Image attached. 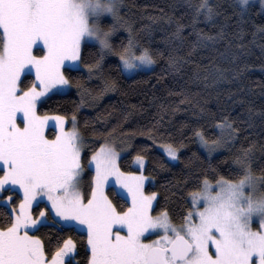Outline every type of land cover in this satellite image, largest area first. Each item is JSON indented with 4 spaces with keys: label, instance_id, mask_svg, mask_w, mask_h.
Here are the masks:
<instances>
[{
    "label": "snow or ice",
    "instance_id": "obj_1",
    "mask_svg": "<svg viewBox=\"0 0 264 264\" xmlns=\"http://www.w3.org/2000/svg\"><path fill=\"white\" fill-rule=\"evenodd\" d=\"M259 2L264 11V0ZM120 7L121 0H0V192L23 193L18 209L0 213L6 221L0 226V264H72L77 243L71 237L58 242L49 258L44 241L30 234L39 231L52 211L77 222L70 225L72 230L86 231L87 264H264V175L257 177L252 171V146L235 158L241 173L237 179L204 176L189 193L182 223L175 225L167 211L152 215L157 194L145 193L142 173L121 171L120 153L107 143L92 153L90 193L82 190L76 117L71 118L72 129L66 130L65 116L39 114L42 97L56 86L62 91L69 85L65 67L79 70L82 42L98 45V58L85 65L89 75L100 70L108 55L118 56V66L126 71L155 62L148 49L131 54L138 42ZM201 10L207 20L216 15L208 0L195 5L196 17ZM105 16L112 17L107 26L102 23ZM118 28L129 33L128 43L119 49L111 41ZM217 38H223L222 31L206 37ZM33 73L34 79L25 84V75ZM113 87L105 81V91ZM48 127L56 130L51 139ZM217 127L220 135L212 141L195 133L209 156L237 131L227 117ZM164 147L169 157L178 158L176 147ZM134 160L143 168V155ZM110 177L127 190V208L118 209L106 194ZM42 196L51 208L34 217L33 204L38 205L37 197ZM12 201V196L0 199V206L7 208ZM146 233L156 238L149 240Z\"/></svg>",
    "mask_w": 264,
    "mask_h": 264
},
{
    "label": "trees",
    "instance_id": "obj_2",
    "mask_svg": "<svg viewBox=\"0 0 264 264\" xmlns=\"http://www.w3.org/2000/svg\"><path fill=\"white\" fill-rule=\"evenodd\" d=\"M121 2L125 21L138 42L135 46L138 51L149 50L155 61L152 68L126 76L118 66V56L109 55L90 77L85 65L98 58V47L83 44L81 68H65V75L71 85L94 96H107L90 109H82L75 92L52 94L38 105V112L65 116L67 128L72 125V116L76 117L75 127L84 146V169L88 156L101 144L125 140L129 149L118 160L121 171L133 172L134 157L143 155V173L152 180L145 191L157 194L152 214L167 211L171 222L180 225L190 206L189 193L205 175L209 179L238 178L241 173L235 158L243 149L252 146V171L257 177L264 175V11H260L259 0L248 1L247 5L239 0H208L216 15L207 20L203 10L196 17L195 5L200 0ZM221 31L222 39H206ZM112 43L119 49L128 38L119 34ZM24 80L29 84L33 77L25 75ZM105 81L114 87L105 91ZM225 117L237 130L234 139L209 156L199 148L195 133L202 132L209 141L217 139V123ZM47 134L53 138L51 130ZM165 145L178 149L175 163L158 149ZM82 186L89 193V181H82ZM106 194L118 209L128 207L115 192ZM8 196L13 201L7 208L0 206V213L18 208L20 195L0 192V199ZM41 207L50 209L39 203L32 209L34 217L39 216ZM62 220L52 211L39 231L30 234L44 241L49 258L58 242L71 237L77 243L72 264H87L86 235ZM5 223L0 215V226Z\"/></svg>",
    "mask_w": 264,
    "mask_h": 264
},
{
    "label": "rangeland",
    "instance_id": "obj_3",
    "mask_svg": "<svg viewBox=\"0 0 264 264\" xmlns=\"http://www.w3.org/2000/svg\"><path fill=\"white\" fill-rule=\"evenodd\" d=\"M248 1H252V0H248ZM120 15L123 17V19H124V22H126L125 21V18H124V7H123V4H122V2H121V7H120ZM102 23L105 25V26H107V25H109V24H111L112 23V17L111 16H105V17H102ZM127 23V22H126ZM128 25V24H127ZM119 34H122V35H124V36H126L127 38H128V35H129V33H128V31L125 29V28H118L117 29V31L113 34V36H112V38H111V41H112V39L115 37V36H117V35H119ZM83 44H95V42L94 41H86V42H82V45ZM96 45V44H95ZM97 47H98V45H96ZM131 54L133 55V56H138V55H140L141 54V51L139 50H137V47L135 46L132 50H131ZM109 56V55H108ZM105 57H107V56H105ZM118 62H119V65H120V61H119V57H118ZM69 64L71 63V62H68ZM65 68H68V67H65ZM81 67H80V65H79V69H80ZM120 68H121V70H122V72L126 75V76H131V75H133V74H135V73H137V72H139V71H148V70H150L151 68H152V64L151 65H149V66H144V67H141V68H138V69H134V70H132V71H126V70H123V68H122V66H120ZM89 72V71H88ZM89 74V73H88ZM26 75H31L32 77H33V79H34V73L33 74H26ZM90 77H94L95 76V73H94V71L91 73V75H89ZM61 86H56V87H54V89L52 90V91H50L49 93H47L46 95H45V97H42L41 98V102L43 101V100H45L47 97H49L50 95H52V94H63V93H67V92H71V91H73V92H75L76 94H77V96L79 97V99H80V103H81V107H82V109H90L91 107H93V106H95L102 98H104V97H106L107 96V94H102L101 96H94V95H92L88 90H86V89H84V88H78V87H75V86H73V85H71L70 83H69V85L68 86H63V89H62V91H57L56 89L57 88H60ZM40 102V103H41ZM39 103V104H40ZM38 104V105H39ZM49 116H55V115H49ZM72 127H73V124L69 127V128H67V120H66V122H65V128H66V130H71L72 129ZM48 130H51L52 132H53V134H54V132L56 131L53 127H48V128H46V133H47V131ZM219 130V128H217V131ZM219 135H220V132H219ZM54 136V135H53ZM81 137V136H80ZM51 139V138H50ZM197 142H198V146H199V148L201 149V151H203L205 154H207V155H209L208 154V152L206 151V149L203 147V145L200 143V140H199V138L197 137ZM229 143V140L225 143V145L223 146V147H220V148H217L214 152H212V154L211 155H213V154H216V153H218V152H220V151H222L224 148H225V146L227 145ZM107 144H109V145H111L112 147H114L115 149H116V151L117 152H119L120 153V156H122L123 154H125V153H127V151H128V149H129V147H128V144L125 142V140H121V139H112V140H109V142L107 143ZM81 145H82V147H81V156H82V153H83V149H84V146H83V140H82V138H81ZM100 148V147H99ZM98 148V149H99ZM98 149H96V150H98ZM158 149L161 151V153L166 157V159L169 161V162H171V163H175L176 161H177V159H173V158H171V157H169L168 156V154H167V152H166V150H165V147L164 148H162V147H158ZM95 150V151H96ZM94 151V152H95ZM91 155H92V153L88 156V160H87V163H86V167H85V169H84V167H83V172H82V179H81V188H83V186H82V181H85L86 180V182H88L89 181V188H90V184H91V179H92V176L94 175V166L92 167V168H90L89 167V159H90V157H91ZM120 158V157H119ZM144 165H145V161H144ZM132 167H133V169H134V171L133 172H135V173H137V174H143L144 175V173H143V169H144V166H143V168H141V166L133 159V162H132ZM0 174H2V173H0ZM144 177H145V181H144V191H145V187L147 186V185H149V184H151L152 183V180H151V178H149V177H147L146 175H144ZM109 180L111 181V183L109 184V185H107L106 186V188H105V192L107 193V192H109V191H113V192H115V194L116 195H118V196H120V197H122V198H124V200H126V202L128 203V206H130V204H131V199H130V197H128L127 196V190L126 189H124V188H122L119 184H117L116 182H115V177H110L109 178ZM108 188H110V189H108ZM108 189V190H107ZM262 190H264V189H262ZM17 193L20 195V197H21V199L23 198V193H22V191H17ZM89 193H90V189H89ZM145 193L146 194H150V193H153V192H150V193H147L146 191H145ZM191 198L189 197V200H190ZM156 200V199H155ZM155 200L153 201V206H154V203H155ZM37 201L39 202V203H45L49 208H51V203H50V201H48V199H47V197L46 196H42V197H37ZM38 203V204H39ZM37 205V203H35L34 202V204H33V207L34 206H36ZM33 207H32V209H33ZM18 209V208H17ZM41 209H43V207H41ZM41 209H39L38 211H40ZM32 211V210H31ZM39 215V214H38ZM153 215V214H152ZM156 215H158V214H156ZM156 215H153V216H156ZM63 221V220H62ZM65 221V220H64ZM63 223H65V225L66 226H69L70 227V225H75V224H77V222H75V221H71V222H69V221H65V222H63ZM255 226V225H254ZM81 227H83V226H81ZM79 232H82V233H84L85 235H86V239H87V233H86V231H79ZM125 233H126V230H125ZM146 236H147V238L149 239V240H152V239H155L156 238V236L155 235H149V234H145ZM89 255H90V251H89Z\"/></svg>",
    "mask_w": 264,
    "mask_h": 264
}]
</instances>
